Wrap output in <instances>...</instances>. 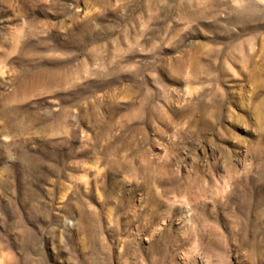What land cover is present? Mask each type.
<instances>
[{
  "label": "rangeland",
  "instance_id": "obj_1",
  "mask_svg": "<svg viewBox=\"0 0 264 264\" xmlns=\"http://www.w3.org/2000/svg\"><path fill=\"white\" fill-rule=\"evenodd\" d=\"M0 264H264V0H0Z\"/></svg>",
  "mask_w": 264,
  "mask_h": 264
}]
</instances>
